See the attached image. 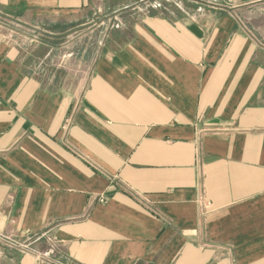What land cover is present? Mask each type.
Wrapping results in <instances>:
<instances>
[{"label": "crops", "instance_id": "crops-1", "mask_svg": "<svg viewBox=\"0 0 264 264\" xmlns=\"http://www.w3.org/2000/svg\"><path fill=\"white\" fill-rule=\"evenodd\" d=\"M0 21V264H264V0Z\"/></svg>", "mask_w": 264, "mask_h": 264}, {"label": "built area", "instance_id": "built-area-1", "mask_svg": "<svg viewBox=\"0 0 264 264\" xmlns=\"http://www.w3.org/2000/svg\"><path fill=\"white\" fill-rule=\"evenodd\" d=\"M0 28L4 29V30H8L9 32L15 33L18 36H24L29 38L30 37V42H34L36 40V36H32L30 34L29 31L23 29L22 27H17L14 26L12 24H9L8 22H2L0 21ZM19 248L21 249H27V247L23 244H16ZM52 254H54V249L53 248H49L48 250H46L45 252L39 253V252H33V255L35 256V259L38 262H44L47 261V259L49 258V256H51Z\"/></svg>", "mask_w": 264, "mask_h": 264}, {"label": "rangeland", "instance_id": "rangeland-1", "mask_svg": "<svg viewBox=\"0 0 264 264\" xmlns=\"http://www.w3.org/2000/svg\"><path fill=\"white\" fill-rule=\"evenodd\" d=\"M111 20V19H110ZM5 32H6V30H5ZM7 32H9L8 30H7ZM14 35H16V36H18L17 34H15V33H13ZM30 35H32V36H36V40L34 41V42H30V37L29 38H27V37H24V36H21L24 40H26L27 42H30V43H36V42H40V37H38L37 35H35V34H30ZM20 37V36H19ZM20 37V38H21Z\"/></svg>", "mask_w": 264, "mask_h": 264}]
</instances>
